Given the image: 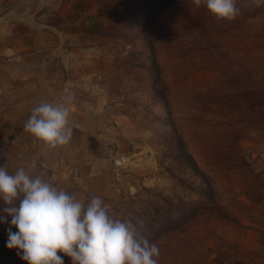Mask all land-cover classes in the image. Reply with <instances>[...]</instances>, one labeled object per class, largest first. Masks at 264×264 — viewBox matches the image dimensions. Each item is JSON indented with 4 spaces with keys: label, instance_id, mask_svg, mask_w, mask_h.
<instances>
[{
    "label": "rangeland",
    "instance_id": "rangeland-1",
    "mask_svg": "<svg viewBox=\"0 0 264 264\" xmlns=\"http://www.w3.org/2000/svg\"><path fill=\"white\" fill-rule=\"evenodd\" d=\"M89 3L97 18L65 70L89 128L70 124L56 147L0 144V165L99 196L157 244L158 264H264V4L237 0L226 21L204 0ZM9 220L0 264H25Z\"/></svg>",
    "mask_w": 264,
    "mask_h": 264
},
{
    "label": "clouds",
    "instance_id": "clouds-1",
    "mask_svg": "<svg viewBox=\"0 0 264 264\" xmlns=\"http://www.w3.org/2000/svg\"><path fill=\"white\" fill-rule=\"evenodd\" d=\"M204 4L219 20L239 13L237 0ZM69 116L65 104L43 101L31 109L24 131L47 146H61L72 135ZM0 205V224L10 217L6 247L25 264H64L65 256L71 264H158L157 244L138 235L130 220L110 215L99 196L78 199L23 167L9 173L0 165Z\"/></svg>",
    "mask_w": 264,
    "mask_h": 264
},
{
    "label": "crops",
    "instance_id": "crops-1",
    "mask_svg": "<svg viewBox=\"0 0 264 264\" xmlns=\"http://www.w3.org/2000/svg\"><path fill=\"white\" fill-rule=\"evenodd\" d=\"M97 8L89 0H0V144L32 143L24 124L43 101L62 100L69 124H89L83 89L65 70L78 38L93 29Z\"/></svg>",
    "mask_w": 264,
    "mask_h": 264
},
{
    "label": "bare ground",
    "instance_id": "bare-ground-1",
    "mask_svg": "<svg viewBox=\"0 0 264 264\" xmlns=\"http://www.w3.org/2000/svg\"><path fill=\"white\" fill-rule=\"evenodd\" d=\"M128 160V159H127Z\"/></svg>",
    "mask_w": 264,
    "mask_h": 264
}]
</instances>
